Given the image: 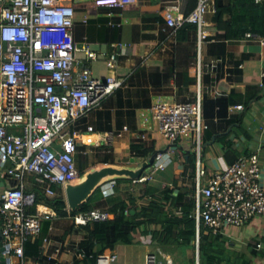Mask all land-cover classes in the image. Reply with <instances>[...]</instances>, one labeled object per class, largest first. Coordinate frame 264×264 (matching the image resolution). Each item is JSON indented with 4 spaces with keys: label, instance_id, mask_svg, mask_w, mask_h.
<instances>
[{
    "label": "built area",
    "instance_id": "obj_1",
    "mask_svg": "<svg viewBox=\"0 0 264 264\" xmlns=\"http://www.w3.org/2000/svg\"><path fill=\"white\" fill-rule=\"evenodd\" d=\"M143 0H94L97 8H128ZM163 30L167 38L187 22L198 29V91L193 99L177 100L159 95L143 114L144 126H154L170 141L171 146L157 159L162 160L181 139L193 137L197 152L196 210L197 233L195 263L200 264L201 223L224 233L230 226L243 227L254 218L263 219L264 237V179L258 152L242 154L233 162H224L207 173L202 162L204 133L208 124L203 115L202 54L210 36L208 15L216 11L215 0H198L186 13L183 0H161ZM263 2L264 0H256ZM113 16V11L110 13ZM77 7L62 0H0V178L8 186L0 196V226L5 244L11 246V256L17 264H27L25 245L41 234L44 220L61 216L47 203L37 202V192L28 191L27 178L47 193L79 179L82 173L77 164L78 141L84 118L102 106L103 101L125 84L115 73L106 78L94 76L87 63L76 57ZM89 15L83 21L88 23ZM111 25H120L113 18ZM247 38L264 43V37L248 31ZM91 58H96L92 53ZM76 61L81 70L76 69ZM117 54L108 59V67L117 65ZM244 109V104L233 106ZM96 131L94 125L86 126ZM129 128L100 133V142H112ZM146 138L145 133L140 135ZM86 152V151H85ZM157 163V162H156ZM147 179H153L160 166L156 164ZM69 217L76 225L108 221L115 217L101 207L88 211H73ZM46 243L51 239L46 237ZM79 241L57 245L50 255L64 249L73 250L82 264L86 253ZM262 242L257 243L261 247ZM95 264H176L175 258L161 246L147 252L141 263L122 262L117 251H105Z\"/></svg>",
    "mask_w": 264,
    "mask_h": 264
},
{
    "label": "crops",
    "instance_id": "obj_2",
    "mask_svg": "<svg viewBox=\"0 0 264 264\" xmlns=\"http://www.w3.org/2000/svg\"><path fill=\"white\" fill-rule=\"evenodd\" d=\"M225 1L228 3L230 0ZM62 2L74 4L77 7L75 40L78 61L87 63L94 76L106 78L115 73L126 80L119 91L108 96L102 106L84 120L79 138V143L83 148L81 147L77 153L78 167L82 173L83 170L87 172L94 166L107 163L131 167L140 166L157 149L170 145V141L155 127V123L152 122L154 128L150 130L144 126L143 114L146 111V105L153 103L159 95L182 101L193 99L198 91V67L192 66L189 69L188 77L192 80L184 81L182 77L176 76L173 68L176 39L175 37L167 38L168 34L163 30L164 17L161 14V6L153 8L152 0H143L124 9L97 8L94 0H62ZM111 11L115 12L113 16L122 24L115 26L108 24L107 19L110 18L108 13ZM214 13L208 15L210 36L214 38L204 45L201 66L202 83L204 74L207 72L211 73L214 80L203 85V93L211 97L234 94L236 101L231 104L230 112L232 114L244 113V118L243 126L237 122L224 131V133H229L226 140L220 141L215 137L203 144L206 148L203 150L202 147V162L208 174L212 173L215 168L221 167L224 162L228 163L226 152L228 143L231 141L240 155L259 153L264 179V43L246 36L233 40L226 39L225 30L219 29L213 18ZM85 15L90 17L88 23L83 21ZM227 17L231 18V15ZM222 41L226 42L225 54H220V49H218V43ZM92 53L96 54V58H91ZM113 53L117 54V65L112 70L107 62ZM78 61H76V69L80 71L81 63ZM222 63L224 65L220 69ZM237 63H240L238 68L241 72L234 71ZM216 67L219 69L216 70ZM219 73L223 78L216 80ZM167 89L173 92L164 93ZM237 104H244L245 108H232ZM88 124L94 125L96 131H88L86 128ZM126 126L129 130L116 136L112 142H100L98 132L103 133L107 129L123 130ZM143 133L147 135L146 138L140 136ZM133 143L154 145L156 150L146 157L138 155L132 151ZM174 150L171 153L167 152L162 160L156 157L155 162L150 165L147 176L156 168L158 162L160 164L153 179L141 176L138 179L126 178L118 181L119 178H117L102 184L99 187L100 194L96 207L108 210L112 206L109 198L112 196L126 198L128 194L140 197V204L147 205L153 197L152 194H162L163 189L168 186L175 187V194L181 191L191 197L196 189L195 174L197 172V163L196 166H191L189 162V152L195 150L193 137L181 139ZM205 151L206 156H203ZM5 181L6 186L0 187V194L8 186L9 181ZM145 182L152 188V194L146 192ZM26 188L28 191H37L29 177ZM59 188H62L66 197V187L59 186ZM72 224V218L69 216L60 217L52 222L50 232L53 235H62ZM159 227L158 224L152 226L153 229ZM262 231L263 219L256 217L243 227L226 228L224 234L228 236L232 249L246 253L255 264H264ZM81 235V233L71 234L65 241L50 238L51 242L46 243L45 252L51 255L57 245L62 244L65 248V244L73 243L74 240L79 241ZM135 236L137 241H143V244L138 245L149 247L147 242H151L152 246L147 248V252L156 251L159 247L156 241H151L150 235L142 236L141 233H137ZM258 242H262L261 247H257ZM136 244L120 243L115 249L109 248L106 251L118 252L119 245L133 248L137 246ZM253 250L257 253H253ZM169 253L174 256L176 264H182L178 261L176 254ZM188 256L195 257V248L193 256L189 251ZM54 258L65 264H72L76 260L72 249H64L60 254L54 255ZM26 261L27 264H40L39 259L33 257L27 258ZM13 262L17 264L18 259L14 257Z\"/></svg>",
    "mask_w": 264,
    "mask_h": 264
},
{
    "label": "trees",
    "instance_id": "obj_3",
    "mask_svg": "<svg viewBox=\"0 0 264 264\" xmlns=\"http://www.w3.org/2000/svg\"><path fill=\"white\" fill-rule=\"evenodd\" d=\"M197 1L183 0L185 12L189 13L196 6ZM215 6L216 11L213 18L217 22L219 29L225 30L224 36L226 39L243 38L248 31L264 36V3L257 2L256 0H230L228 3L225 0H215ZM228 15H231V18H228ZM112 18L116 20L115 16H111L107 19L108 24ZM116 22L119 21L116 20ZM213 38V36H209L207 42L212 41ZM175 39L173 67L175 74L182 77L184 81L192 80L191 77H188V73L192 66L196 67L198 64L197 25L190 22L184 23L177 30ZM218 44L220 54H225L227 51L226 42L222 41ZM239 64L237 63L235 72H241V69L238 68ZM223 65V63L220 65V69ZM215 69L219 68L216 67ZM220 75L221 73L216 77V80L223 78ZM212 79L214 80L210 72L205 73L203 85L205 86ZM120 88L122 87H119L116 91H119ZM172 92L173 90L170 89L164 90V93ZM234 97V94L211 97L207 93H203V115L208 124L204 133L203 144L208 143V141L213 140L215 137L220 141L226 140L229 133H224V131L237 122L240 126H243L244 113L232 114L230 112L231 104L236 101ZM151 104L152 102L146 106L148 107ZM88 117H85L83 120H86ZM78 146L80 151L82 146L79 141ZM205 148L203 146V150ZM155 150L154 145L146 146L143 143L132 144V151L145 157ZM189 153L190 165L196 166V150H192ZM226 155L230 163L241 156L234 149L231 142L228 143ZM123 179L126 178H119L118 181H122ZM145 184L147 185L148 183L145 182ZM34 187L37 190V202L47 203L61 217L69 215L67 210L68 203L62 188L58 187L55 193H47L35 185ZM146 187V192L150 194L152 188L148 185ZM99 194L100 189L98 188L90 199L82 204L80 210L88 211L95 208L98 205L97 198ZM194 194L195 192L191 197H188L185 192L181 191L175 194V187L168 186L163 189L162 194H152L153 197L147 205L140 204V197L133 196L132 194H128L126 198L112 196L108 199L112 204L108 210L115 213L113 219L90 222L86 225H76L73 223L62 235L51 234L50 227L53 220H44L41 234L36 239L26 243L25 256L26 258L33 257L39 259L40 264H65L45 252L47 244L44 239L48 237L65 241L69 235L81 233L78 245L86 253L81 263L95 264L97 257L107 249H115L120 243H136L135 234L141 233L142 236L150 235L152 242L156 241L167 252L176 254L178 261L180 260L179 262L194 264V257L190 258L187 253L188 249L195 248L193 241L197 233V221L195 217L196 198ZM142 198L143 195L141 196ZM155 224H158L160 227L153 229L152 226ZM200 234V264H255L254 260L246 253L232 249L227 235L221 232H214L204 222L201 223ZM254 252L255 254L257 253L253 250ZM181 254L182 256H180Z\"/></svg>",
    "mask_w": 264,
    "mask_h": 264
},
{
    "label": "water",
    "instance_id": "obj_4",
    "mask_svg": "<svg viewBox=\"0 0 264 264\" xmlns=\"http://www.w3.org/2000/svg\"><path fill=\"white\" fill-rule=\"evenodd\" d=\"M171 146L157 149L147 159H145L140 166L131 167L127 165L104 164L101 166H94L79 179L68 181L65 185L66 198L69 207L73 211L81 209L84 202L88 201L94 192L105 182L112 181L117 178L138 179L141 176H147L148 168L155 162L156 157L160 153H164ZM6 181L0 179V187H5ZM3 198L0 196V203ZM11 246L9 243L5 244L4 237L0 226V264H15L11 256Z\"/></svg>",
    "mask_w": 264,
    "mask_h": 264
},
{
    "label": "rangeland",
    "instance_id": "obj_5",
    "mask_svg": "<svg viewBox=\"0 0 264 264\" xmlns=\"http://www.w3.org/2000/svg\"><path fill=\"white\" fill-rule=\"evenodd\" d=\"M152 3H153V8H158V6L160 7L161 6V3L162 1L161 0H152ZM161 8V7H160ZM110 13V12H109ZM108 13V15L110 16V14ZM104 15V14H103ZM112 15H115V12H113ZM231 142V141H230ZM229 142V143H230ZM232 143V142H231ZM233 144V143H232ZM204 153V152H203ZM203 156H206V151L205 153L203 154ZM217 169V168H215ZM214 169V170H215ZM85 174V170L82 171V175ZM263 178V177H262ZM141 237V236H140ZM143 238V237H141ZM136 245L137 246H133V248H130L128 246H124V245H119V249H118V252L120 254V258H121V261L122 262H127V263H141L143 262V259H144V256L147 252V248H150V246H152L151 242H147V245H149V247H145V246H141V245H138V244H143V241L140 240V241H136ZM195 245V244H194ZM154 248V247H153ZM157 248V246H156ZM155 249V248H154ZM190 253V255L193 256V248H190L187 250V253ZM133 252V255L131 256ZM182 256V254L180 255ZM180 261V260H179ZM183 264V263H182ZM184 264H187V263H184Z\"/></svg>",
    "mask_w": 264,
    "mask_h": 264
},
{
    "label": "clouds",
    "instance_id": "obj_6",
    "mask_svg": "<svg viewBox=\"0 0 264 264\" xmlns=\"http://www.w3.org/2000/svg\"><path fill=\"white\" fill-rule=\"evenodd\" d=\"M67 200V199H66ZM68 203V202H67ZM195 259V258H194Z\"/></svg>",
    "mask_w": 264,
    "mask_h": 264
}]
</instances>
